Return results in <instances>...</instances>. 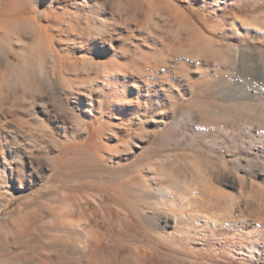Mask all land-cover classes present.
<instances>
[{"label":"rangeland","instance_id":"obj_1","mask_svg":"<svg viewBox=\"0 0 264 264\" xmlns=\"http://www.w3.org/2000/svg\"><path fill=\"white\" fill-rule=\"evenodd\" d=\"M263 220L264 0H0V264H264Z\"/></svg>","mask_w":264,"mask_h":264},{"label":"bare ground","instance_id":"obj_2","mask_svg":"<svg viewBox=\"0 0 264 264\" xmlns=\"http://www.w3.org/2000/svg\"><path fill=\"white\" fill-rule=\"evenodd\" d=\"M186 45H187V43H186ZM194 46H195V45H194ZM184 47H185V46H184ZM187 47H188V46H187ZM191 48H192V47H191ZM180 50H181V49H180ZM186 51H187V50H186ZM190 51H192V50L190 49ZM195 51H196V50H195ZM112 67H113V66H112ZM109 73H110V72H109ZM216 110H217V109H216ZM248 110H249V109H248ZM206 112H207V111H206ZM230 112H231V111H230ZM215 113H216V112H215ZM232 113H233V112H232ZM200 122H201V121H200ZM195 169H196V168H195ZM197 171H198V170H197ZM198 174H199V173H198ZM200 176H202V175H200ZM200 176H199V177H200ZM203 176H204V175H203ZM204 177H205V176H204ZM199 180H200V179H199ZM193 181H194V180H193ZM195 181H196V180H195ZM202 183H203V181H202ZM198 184H199V183H198ZM198 184H197V185H198ZM200 184H201V183H200ZM200 186H201V185H200ZM215 187H216V186H215ZM173 188H174V187H173ZM170 190H171V189H170ZM170 190H169V191H170ZM166 191H167V190H166ZM172 191H173V190H172ZM172 191L170 192L171 194H172ZM187 191H188V190H187ZM189 191H190V190H189ZM192 191H193V190H192ZM192 191H191V192H192ZM197 192H198V191H197ZM202 195H203V194H202ZM203 196H204V195H203ZM213 196H214V195H213ZM206 199H207V198H206ZM217 199H218V198H217ZM216 204H217V203H216ZM218 206H219V205H218ZM216 207H217V206H216ZM226 207H227V206H226ZM228 208H229V206H228ZM223 210H224V209H223ZM227 210H228V209H227ZM225 211H226V210H225ZM225 211H224V212H225ZM229 211H230V210H229ZM232 212H233V211H231V213H232ZM179 214H181V213H179ZM224 214L227 215V213H224ZM182 215H183V214H182ZM178 216H179V215H178ZM178 216H177V217H178ZM201 216H202V215H201ZM219 216H220V215H219ZM222 216H223V215H222ZM215 217H216V216H215ZM207 218H208V217H207ZM223 218H224V217H223ZM229 218H230V217H229ZM209 219H210V218H209ZM214 219H215V218H214ZM236 219H237V218H236ZM223 220H224V219H223ZM259 220H260V219H259ZM214 221H215V220H214ZM263 221H264V220H263ZM217 223H218V222H217ZM260 225H261V224H260ZM177 235H178V234H177ZM182 235H183V234H182ZM222 235H223V234H222ZM183 236H185V235H183ZM224 236H225V235H224ZM177 237H178V238H181V234H180L179 236H177ZM186 238H187V237H186ZM228 238H230V237H228ZM175 239H177V238H175ZM169 240H170V239H169ZM169 240H168V241H169ZM173 240H174V238H173ZM178 240L181 241V240H183V239H178ZM263 240H264V239H263ZM174 241H175V240H174ZM182 243H183V242H182ZM180 245H181V244H180ZM180 245H179V247H180ZM188 245H189V244H188ZM176 246H177V245H176ZM177 247H178V246H177ZM181 247H182V246H181ZM181 247H180V248H181ZM212 253H213V252H212ZM224 254H225V253H224Z\"/></svg>","mask_w":264,"mask_h":264}]
</instances>
